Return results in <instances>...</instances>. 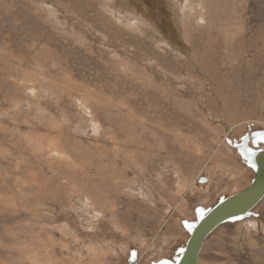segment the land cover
Masks as SVG:
<instances>
[{
	"label": "rangeland",
	"instance_id": "374dc122",
	"mask_svg": "<svg viewBox=\"0 0 264 264\" xmlns=\"http://www.w3.org/2000/svg\"><path fill=\"white\" fill-rule=\"evenodd\" d=\"M257 128L264 0H0V264L176 257L178 219L249 184L226 137ZM251 213L197 264H264Z\"/></svg>",
	"mask_w": 264,
	"mask_h": 264
},
{
	"label": "water",
	"instance_id": "95a60500",
	"mask_svg": "<svg viewBox=\"0 0 264 264\" xmlns=\"http://www.w3.org/2000/svg\"><path fill=\"white\" fill-rule=\"evenodd\" d=\"M238 154L253 169L254 175L249 185L236 193L220 198L206 210L195 211L196 222L184 221L183 227L189 236L182 247L177 248L178 256L171 262L160 259L153 264H197L198 254L205 238L219 225L249 216L252 209L264 197V129H255L235 140L226 139ZM250 143V145H249ZM262 143V147H258ZM187 225L192 227L189 229ZM133 254L129 258L132 261Z\"/></svg>",
	"mask_w": 264,
	"mask_h": 264
},
{
	"label": "bare ground",
	"instance_id": "6f19581e",
	"mask_svg": "<svg viewBox=\"0 0 264 264\" xmlns=\"http://www.w3.org/2000/svg\"><path fill=\"white\" fill-rule=\"evenodd\" d=\"M145 11H146V10H145ZM257 129H261V128H257ZM253 130H255V129H253ZM226 138H229V139L235 140L237 143L239 142L238 139H233L231 136H227ZM226 142H227V141H226ZM249 145H250V143H249ZM250 146H251V145H250ZM258 147H262V143H259V146H258ZM239 157H240V155H239ZM240 158H241V160H244V159H242V157H240ZM244 161H245V160H244ZM249 166H250V165H249ZM252 170H253V169H252ZM253 175H254V174H253ZM171 178H174V177H171ZM170 180H171V179H170ZM172 181H173V180H172ZM205 181H206V179L203 178V177L198 179V182L201 183V184H202L203 182H205ZM173 182H174V181H173ZM168 183H170V182H168ZM249 183H250V182H249ZM248 185H249V184H248ZM248 185H247V186H248ZM247 186H246V187H247ZM246 187H245V188H246ZM245 188H244V189H245ZM242 190H243V189H242ZM237 192H238V191H237ZM235 193H236V192H235ZM230 195H231V194H230ZM148 196H152V193L149 192V190H148ZM227 196H228V195H227ZM219 197H220V196H219ZM224 197H226V196L221 197V199L224 198ZM218 200H220V198H219ZM218 200H217V201H218ZM217 201H216V202H217ZM158 202H159V201H158ZM216 202H215V203H216ZM215 203H214L213 205H215ZM213 205H212V206H213ZM212 206H211V207H212ZM193 207H194V206H193ZM195 207H196V206H195ZM162 209H163V211H164V214L166 213L167 215H169L170 219L173 218L172 216H174V215L171 214L172 211H171L170 209H169V210H168V208H162ZM192 209H193V208H192ZM173 210H174V209H173ZM251 210H252V209H250V213H251ZM174 213H175V212H174ZM251 214H252V213H251ZM251 214H250V215H251ZM165 216H166V215H165ZM177 217H178V216H177ZM245 217H249V216H244V217H242V218H245ZM175 219H176V218H173V219H172V222L175 223V222H176ZM240 219H241V218H240ZM168 220H169V219H168ZM178 220H179L178 222H181V228H182V229L184 230V232L187 234V236H186V239H187L188 236H189V232H188V230H186V229L183 227L182 223H183L184 221H188V219H183V218L181 219V218H179ZM191 222H196V220H195V221H191ZM176 225H177V224H176ZM110 230H111V229H110ZM178 231H179V230H178ZM179 236H180V235H179ZM186 239L184 240L183 243H182L181 241L173 243V250H174V253H175L176 257L178 256L177 248L182 247V246L185 244ZM175 240H176V239H175ZM170 244H172V243H170ZM130 252H131V251H130ZM48 253H49V252H48ZM132 253H133V252H132ZM132 253H131V254H132ZM131 254H130V255H131ZM133 255H134V254H133ZM147 257H149V256H147ZM153 258H154V256H153ZM163 259H165V258H163ZM174 259H175V257H173L172 259H166V260H169V261L173 262ZM128 260H129V259H128ZM159 260H160V259H159ZM132 261H133V263H131V264H153V263L157 262L158 260L152 263L151 261L149 262L146 258L139 259L138 256H135L134 259H132Z\"/></svg>",
	"mask_w": 264,
	"mask_h": 264
},
{
	"label": "snow or ice",
	"instance_id": "6c2138e0",
	"mask_svg": "<svg viewBox=\"0 0 264 264\" xmlns=\"http://www.w3.org/2000/svg\"><path fill=\"white\" fill-rule=\"evenodd\" d=\"M187 227L190 229L192 226L191 225H187Z\"/></svg>",
	"mask_w": 264,
	"mask_h": 264
}]
</instances>
